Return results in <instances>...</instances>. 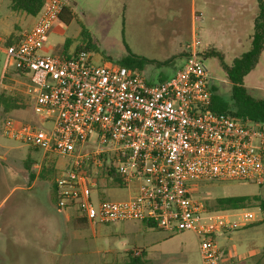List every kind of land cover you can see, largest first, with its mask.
<instances>
[{
	"label": "built area",
	"instance_id": "obj_1",
	"mask_svg": "<svg viewBox=\"0 0 264 264\" xmlns=\"http://www.w3.org/2000/svg\"><path fill=\"white\" fill-rule=\"evenodd\" d=\"M67 5L45 0L35 25L5 46V70L28 79L25 94L37 121L7 119L12 140L70 160L56 178L57 207L90 224L148 222L168 232L191 231L202 264H220L217 236L257 221L246 209L211 212L193 199L197 182H264V125L210 109V73L197 39L172 78L148 81L124 66L95 65L88 52L43 55ZM116 168L125 201L103 199L98 178Z\"/></svg>",
	"mask_w": 264,
	"mask_h": 264
},
{
	"label": "rangeland",
	"instance_id": "obj_2",
	"mask_svg": "<svg viewBox=\"0 0 264 264\" xmlns=\"http://www.w3.org/2000/svg\"><path fill=\"white\" fill-rule=\"evenodd\" d=\"M65 1L74 19L68 25L61 21L54 25L48 40L52 49L45 54L64 50L72 55L90 45L86 52L93 64L122 66L136 58V72L152 83L172 78L183 67L194 39L199 41L200 52L220 53L232 65L250 50L258 13L256 0ZM10 5L9 0H0L1 46L11 35L26 34L35 21L34 16L15 12ZM4 59L0 53V73ZM203 61L210 73L211 92L230 107L232 84L225 69L216 57H203ZM13 70L11 65L2 74L0 90L23 94L29 102L25 94L28 80L16 77ZM244 86L253 97L264 99V53L244 79ZM13 118L36 122L32 103L14 112ZM29 159L34 161L30 171L37 179L31 188L26 169ZM44 163L55 164L60 175L70 160L56 154L46 156L41 149L9 139L0 130V264H134L136 257L143 261V251L151 259L148 264H202L200 240L191 231L168 232L140 221L75 223L80 213L59 211L51 181L40 177ZM101 178L98 187L103 184L100 191L105 200L125 201L137 194L136 186L105 187V177ZM232 196L258 198L246 209L257 221L218 235L219 246L226 245L230 237L249 251L264 246V182H197L193 199L212 204ZM260 256L253 255L247 264H257Z\"/></svg>",
	"mask_w": 264,
	"mask_h": 264
},
{
	"label": "trees",
	"instance_id": "obj_3",
	"mask_svg": "<svg viewBox=\"0 0 264 264\" xmlns=\"http://www.w3.org/2000/svg\"><path fill=\"white\" fill-rule=\"evenodd\" d=\"M11 5L10 8L15 12H24L28 15L38 17L42 12L45 0H9ZM258 13L254 22V31L252 35L251 48L248 52L242 55L239 58L234 59L232 65H227L224 57L220 53L205 51L202 53L203 57H216L220 61L222 67L225 69L227 73L228 80L232 84L231 89V99L232 104L229 107L227 104L221 103L218 101L217 96L212 93L211 105L210 109L212 111L218 113H226L231 115L232 117L243 119V120H251L252 122L263 124L264 125V99H259L253 97L244 86V79L246 76L253 71V69L258 65L261 56L264 53V0H256ZM74 19V12L70 5H66L59 15V21L68 25ZM22 39L21 36L11 35L5 42L6 46H10L13 44H17ZM90 45L80 47L76 50L77 53L81 51H89ZM67 55L66 51L64 53ZM70 57V56H69ZM138 59L132 58L127 63L122 66L127 67L134 71L138 70ZM13 73L16 77L26 78L20 71L13 70ZM9 77V76H8ZM27 79V78H26ZM28 80V79H27ZM29 102H26L23 94L20 93H10L8 90H0V125L2 130V125L4 122L13 118V113L19 110H24L30 107L31 100L28 99ZM228 106V107H227ZM27 122V121H24ZM34 123V122H30ZM34 161L29 159L26 162V169L29 172V177L31 180L35 179V175L30 171L32 164ZM66 169V168H65ZM64 169V170H65ZM109 167L105 166L102 169L101 174H109L112 180L105 178L106 186L105 187H123L122 179L116 168H112V171L109 173ZM63 170V171H64ZM107 172V173H106ZM40 177L44 180H49L52 183V196L54 201L57 203V193H56V185L55 180L56 177L59 176V170H57V166L55 164H46L44 163L42 166V170L40 172ZM102 178L100 177L99 181ZM101 183V182H100ZM103 184L100 185V189H102ZM98 187V190H100ZM258 198L252 196H232V197H223L216 199L212 204L205 203L207 209L211 212H220V211H235L248 209L250 205ZM61 211L59 208H57ZM74 222L77 224L86 223L84 218H75ZM147 227H155L154 224L144 222ZM264 252V251H263ZM142 255V254H141ZM133 262L135 264H142L139 257Z\"/></svg>",
	"mask_w": 264,
	"mask_h": 264
},
{
	"label": "crops",
	"instance_id": "obj_4",
	"mask_svg": "<svg viewBox=\"0 0 264 264\" xmlns=\"http://www.w3.org/2000/svg\"><path fill=\"white\" fill-rule=\"evenodd\" d=\"M36 21H37V17H35V21L33 23L34 25H35ZM52 31H53V29H52ZM52 31L50 32V34L52 33ZM3 47H5V45L4 46H1L0 45V48L1 49ZM51 49H52V47H50L48 45V42H47L46 46L43 48V50L41 51V53L43 55H49V54H45V53L49 52ZM0 53L1 54H4V52L2 50H0ZM55 53L56 54H61V55L63 54L64 55L65 51L64 50H56ZM75 53H73L72 55L70 54L69 56H73ZM3 73H5V67H4V65H3V70L0 73V81L2 79V74ZM28 180L31 183L30 188H31V186L34 185V182L37 181V179H35V180L32 181L30 179V177H29ZM6 199H7V197L4 200H6ZM253 247H255V245H253ZM219 248H220V253H221L220 264H247V261H248L247 259H250V257H252L253 255H257L258 253L261 256H260V260L257 261V264H264V252H263L264 251V246H261L259 248L255 247V250L249 251V249L246 248V245H244V244L243 245L235 244L234 243V240H233V237H230L228 243L226 245L222 246V247L219 246ZM143 253H144L143 254V258L144 259H143V261L141 263L148 264V262H150L151 259L149 260L148 254H147L146 251H143Z\"/></svg>",
	"mask_w": 264,
	"mask_h": 264
}]
</instances>
